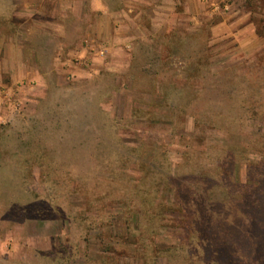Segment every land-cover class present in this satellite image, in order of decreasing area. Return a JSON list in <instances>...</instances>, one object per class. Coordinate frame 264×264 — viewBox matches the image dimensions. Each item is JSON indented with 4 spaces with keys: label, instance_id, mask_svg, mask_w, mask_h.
<instances>
[{
    "label": "rangeland",
    "instance_id": "obj_1",
    "mask_svg": "<svg viewBox=\"0 0 264 264\" xmlns=\"http://www.w3.org/2000/svg\"><path fill=\"white\" fill-rule=\"evenodd\" d=\"M167 12L166 30L147 18L132 30V55L162 38L137 80L119 51L93 76L47 72L0 124V264H264V0ZM101 21L99 40L113 42ZM150 64L169 69L154 86L181 92L179 109L160 111L172 122L131 115L161 100L140 92Z\"/></svg>",
    "mask_w": 264,
    "mask_h": 264
},
{
    "label": "crops",
    "instance_id": "obj_2",
    "mask_svg": "<svg viewBox=\"0 0 264 264\" xmlns=\"http://www.w3.org/2000/svg\"><path fill=\"white\" fill-rule=\"evenodd\" d=\"M205 3L206 0H0V124L17 117V106L28 97L25 93L37 89V82H44L47 72L78 73L83 69L81 73L93 76L101 69L99 62L103 66L111 64L109 59L116 51L125 56L127 63L137 38L132 30L141 27L142 19L149 20L154 32H161L168 26L167 8L182 7L186 13L198 15ZM80 7L90 12L73 15L70 9ZM52 9H58V13ZM104 18L111 23L113 42L99 40ZM73 20L81 28V36L74 44L70 43L69 28ZM103 32L101 29L100 34Z\"/></svg>",
    "mask_w": 264,
    "mask_h": 264
},
{
    "label": "trees",
    "instance_id": "obj_3",
    "mask_svg": "<svg viewBox=\"0 0 264 264\" xmlns=\"http://www.w3.org/2000/svg\"><path fill=\"white\" fill-rule=\"evenodd\" d=\"M258 33H261V31H259ZM158 39H162V38H159V37L153 38V41L152 42H150L148 44L143 43L144 49L147 50V53H150L151 52L152 54H154L153 58L150 59L151 61L154 60V59L159 60V54H158V52H154V48H153L155 41H157ZM164 41L169 42L170 44L172 42L173 44H176L178 47H180V44H181L179 41H176V40H173V39H170V38L164 39ZM147 53H145V52H142L141 53L139 51V52L134 53L132 55V59L133 60L131 61V64L129 65L127 72L129 74V76L132 75L133 79H135V80L138 79V77H137V75H136L135 72H136V70H138L137 68H139V66H141V64H142L141 63V60H140V56L141 55L142 56L143 55L149 56ZM145 63L146 62L144 61L143 64H145ZM142 67L144 69H142V68L141 69L144 72L149 73L150 80H151L150 81V85L152 84V86H150V87H148L146 89L140 90V92H147L151 96H154V95L160 96L161 97V100L160 101H153V100L152 101H144V102H142L143 104L141 103L142 104L141 107L140 106H137V105L136 106L134 105V106L131 107V115H137L142 120L146 121L147 123H149V121L150 122H153V123L159 122V121L161 122V120H166V121H168V123L169 122H172V119L171 118L169 119V117H167V115H165L163 112L161 113L160 111L163 110V108H164L166 110V113H167V111H169V110H170V112L174 111L173 108L179 109L180 104L178 102L180 101L179 96H180V93L181 92H180L178 86L176 85V83L174 81L168 83L167 85H164L163 84V85H160V86H154V81H156L155 77H157V76H160L161 77L162 74L164 76L165 73L167 74V72L169 71V69H164V67L163 68H161V67H155L152 64L146 65V66L142 65ZM134 68H136V70ZM117 90H120V88H118ZM239 91L242 92V90H240V88L235 87L230 92L236 94ZM200 93H201V90H199V91L196 90V92L194 93V95L197 94L196 96H198ZM165 94L166 95H169V96L166 98ZM235 106L237 107V109L239 108V105L238 106L235 105ZM247 108H249V110L252 109L253 111H257L258 112V109H257L255 103H253V105L252 104L249 105V107H247ZM206 119L204 121V124L207 127H208V125L209 126L211 125L210 124L211 122H213V121L215 122L216 121V118H211L210 121H207ZM197 123H198V121H197ZM215 126H216V124L211 125L212 128H215ZM113 128L115 129V131L118 130V128L115 127V126ZM1 150L2 149H0V151ZM3 152H5V151L3 150ZM158 152L159 153H158L157 158H156L155 161L157 162L158 165H161L163 163V155H164V153L161 152L160 150H158ZM149 186L152 188V191L151 192H152L153 197H154L155 193L153 192V190L156 189V187H155L156 186V183H154L153 185L150 184ZM148 200H149V198H148ZM167 208L169 209V207H167ZM163 210H166V207H163ZM170 210H173V208L170 209ZM158 214H159V212H158ZM158 214L157 213H154V216L153 217L157 216ZM152 215H153V212L151 214V217H152Z\"/></svg>",
    "mask_w": 264,
    "mask_h": 264
},
{
    "label": "built area",
    "instance_id": "obj_4",
    "mask_svg": "<svg viewBox=\"0 0 264 264\" xmlns=\"http://www.w3.org/2000/svg\"><path fill=\"white\" fill-rule=\"evenodd\" d=\"M225 6L227 7L228 5H227V4H225ZM214 8H215V9H220L221 7H220V5H219V4H215V5H214Z\"/></svg>",
    "mask_w": 264,
    "mask_h": 264
}]
</instances>
